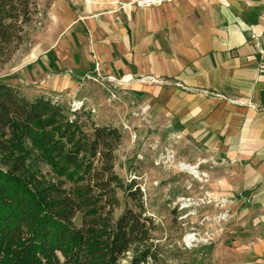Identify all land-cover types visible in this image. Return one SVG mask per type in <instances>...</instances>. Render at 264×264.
<instances>
[{
    "label": "crops",
    "instance_id": "1",
    "mask_svg": "<svg viewBox=\"0 0 264 264\" xmlns=\"http://www.w3.org/2000/svg\"><path fill=\"white\" fill-rule=\"evenodd\" d=\"M60 23V42L27 76L54 94L73 91L97 69L122 84L129 79L123 85L146 112L224 165L226 190L244 208L243 242L264 260V0H176L154 8L86 1Z\"/></svg>",
    "mask_w": 264,
    "mask_h": 264
},
{
    "label": "trees",
    "instance_id": "2",
    "mask_svg": "<svg viewBox=\"0 0 264 264\" xmlns=\"http://www.w3.org/2000/svg\"><path fill=\"white\" fill-rule=\"evenodd\" d=\"M37 13V0H0V54ZM122 137L83 107L0 79V264L163 261L144 194L115 170Z\"/></svg>",
    "mask_w": 264,
    "mask_h": 264
},
{
    "label": "rangeland",
    "instance_id": "3",
    "mask_svg": "<svg viewBox=\"0 0 264 264\" xmlns=\"http://www.w3.org/2000/svg\"><path fill=\"white\" fill-rule=\"evenodd\" d=\"M86 1L100 0H37L38 13L27 27V39L0 54V79L28 96L47 92L45 96L69 108L83 107L97 124L122 133L115 170L127 183L135 180L144 194L146 214L158 228L154 236L163 257L158 264H264L243 242L244 208L239 196L231 197L226 190L224 165L196 147L176 125L146 112L144 100L129 87L101 79L97 69L73 91L54 94L27 76L28 66L60 42L65 12ZM182 164L196 167L202 176L182 170ZM130 207L135 204L130 202ZM120 264H127V259Z\"/></svg>",
    "mask_w": 264,
    "mask_h": 264
},
{
    "label": "built area",
    "instance_id": "4",
    "mask_svg": "<svg viewBox=\"0 0 264 264\" xmlns=\"http://www.w3.org/2000/svg\"><path fill=\"white\" fill-rule=\"evenodd\" d=\"M174 1H176V0H131V2L128 5H134V6L138 7V8H154V7H161V6L165 5V4H169V3H172ZM99 76H101L100 77L101 79H107L110 82L111 81H116V82L119 81V80H116L113 77H106L105 78L101 74H99ZM122 80H120V81H122ZM130 81H131V79H130ZM148 81H150V82H152L154 84L160 85V86H170V85L172 86V85H175L177 87L190 90V88L185 87L183 84H180L178 82H176V83L170 82L168 80H164V79H160V78H148ZM121 85H123V84H121ZM203 93H205L206 95H213V96H215L217 98L224 99V97L221 96V95L210 94L207 91H203Z\"/></svg>",
    "mask_w": 264,
    "mask_h": 264
},
{
    "label": "bare ground",
    "instance_id": "5",
    "mask_svg": "<svg viewBox=\"0 0 264 264\" xmlns=\"http://www.w3.org/2000/svg\"><path fill=\"white\" fill-rule=\"evenodd\" d=\"M128 82H129V79L125 80V81L123 82V84H127ZM120 84H122V82H120ZM181 169L187 171L188 173L194 175V176L197 177V178H200V177L202 176V175L200 174V172L197 170V168H196V167H193V166H191V165H188V164H182V165H181Z\"/></svg>",
    "mask_w": 264,
    "mask_h": 264
},
{
    "label": "water",
    "instance_id": "6",
    "mask_svg": "<svg viewBox=\"0 0 264 264\" xmlns=\"http://www.w3.org/2000/svg\"><path fill=\"white\" fill-rule=\"evenodd\" d=\"M138 79H142V78L139 77Z\"/></svg>",
    "mask_w": 264,
    "mask_h": 264
}]
</instances>
